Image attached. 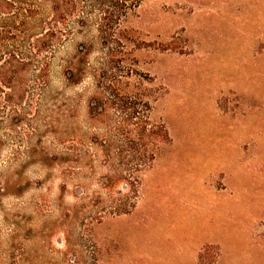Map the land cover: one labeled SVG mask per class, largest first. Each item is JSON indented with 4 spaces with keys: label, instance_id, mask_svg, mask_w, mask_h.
I'll use <instances>...</instances> for the list:
<instances>
[{
    "label": "rangeland",
    "instance_id": "1",
    "mask_svg": "<svg viewBox=\"0 0 264 264\" xmlns=\"http://www.w3.org/2000/svg\"><path fill=\"white\" fill-rule=\"evenodd\" d=\"M116 2L0 24V264H264V0Z\"/></svg>",
    "mask_w": 264,
    "mask_h": 264
},
{
    "label": "trees",
    "instance_id": "2",
    "mask_svg": "<svg viewBox=\"0 0 264 264\" xmlns=\"http://www.w3.org/2000/svg\"><path fill=\"white\" fill-rule=\"evenodd\" d=\"M38 0H0V24H30L33 14L36 12L35 3ZM44 2H54V0H42ZM139 0H120L116 6L120 7L121 15L126 14L128 10L135 7ZM4 26L0 27V40H5L7 34L11 33L5 30ZM11 39H13L11 37ZM15 53V52H14ZM12 61L18 65L22 63L19 54L12 56Z\"/></svg>",
    "mask_w": 264,
    "mask_h": 264
}]
</instances>
